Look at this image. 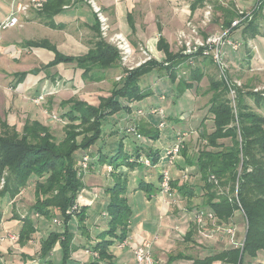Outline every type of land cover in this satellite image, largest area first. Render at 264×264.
<instances>
[{"label": "crops", "instance_id": "1", "mask_svg": "<svg viewBox=\"0 0 264 264\" xmlns=\"http://www.w3.org/2000/svg\"><path fill=\"white\" fill-rule=\"evenodd\" d=\"M18 1L24 2L25 0H0V20L9 16L13 3ZM89 1L67 0L56 13L46 11L44 6L41 9L29 8L17 15V26L0 33V47L5 52L0 56V127L1 123L5 122L8 126L21 131L26 123L37 121L49 126L54 136L53 121L55 120L46 119L43 114L54 109L60 110L59 101L53 95L55 91L70 93V96L96 105L98 101L94 103L89 100L96 95L107 96L114 81L125 76L124 72L121 73L123 66L120 62L121 65L118 68L105 70L104 76L97 81L83 80L82 69L72 62H60L48 66L54 60L55 51L63 56L79 57L87 54L94 47L98 38L97 20ZM92 1L107 17L110 32L122 33L129 40L132 50L130 56L132 68L128 67L127 70L146 62L153 63L154 66L140 80V87L150 92L148 96L133 102L121 100L126 108L103 120L102 123L107 122L112 126V130L114 127L117 128L115 132L111 130L109 133H104L102 130L99 138L102 139V146L94 144L88 149H80L74 153L77 164L76 174L82 182L76 203L85 209L86 218L81 229L77 228V220L74 216L68 222V226H74L68 228L73 234V250L65 264H135L133 250L144 240L151 242V252L156 264H193L196 259H204L232 248L228 237L221 231H213L209 225L198 229L193 221L195 212H205L207 209H199L203 183L198 167L188 164V159L193 158L190 150H193L195 140L197 143L201 141L199 134L212 130V117L210 114L205 116L203 109L206 112L205 105L208 100L205 99V92L208 91L209 80L217 79L218 75L210 59L195 57L194 60L189 61L176 45V34L185 28L188 20L199 24V21L195 19L200 13L202 14L206 4L213 5L212 14L216 17H214L211 29L218 31L222 27L226 14L224 10L231 11L235 7L251 9L256 0H224L223 3L217 0H205L203 6L194 10L190 9V0L188 1L189 8H185L182 1L175 0ZM256 24L258 34L253 36L250 33L245 34L244 27L233 31L234 37L245 39L244 46L236 51L227 46L224 47L228 79L239 83L245 87L246 91L264 82V10L257 14ZM160 39L164 43L160 42ZM29 41L46 44L26 46L25 43ZM164 47L171 54L181 57L167 61ZM170 65L172 69L168 70L167 67ZM192 69H197L202 73V78L195 84L196 87L186 89L195 99L201 101L196 120H190L189 114L186 115L183 112L179 116L172 117L165 114V127L166 121L172 119L171 129L175 135L171 133L168 140L161 141L159 138L150 139L141 134L140 139L144 138L145 141L143 144L137 141L138 138L135 135L124 134L120 130L135 124L139 130L146 133L160 132L161 129L157 127L161 120L160 116L151 114L150 110L161 108V104H152L151 96L156 93L158 101L167 100L166 87L171 83L179 82L182 78H188ZM172 72L173 77L170 76ZM24 74L27 76H23ZM159 81L161 83L158 85ZM32 88H35L36 92L33 98L43 96L40 101L42 109L35 101L38 105L34 104L35 108L29 107L24 97L28 96ZM49 93L52 95H47ZM248 103L253 105V100H249ZM138 110H142L143 113L139 115ZM53 117L58 120L60 116L55 117L54 115ZM180 123L187 125L189 131L178 128ZM180 133H187L186 155L181 153L176 163L169 168L173 194L171 196L162 195L159 190V180L160 170L165 165V161L153 167H146L141 164L127 165L125 164L126 158L136 157V154L147 157L155 154L160 156L174 143L176 136ZM196 134L197 137L194 136ZM63 137L64 131L60 139L57 137L55 139L61 141ZM113 138L115 140H112ZM107 145L110 146L105 148ZM115 153L118 163L120 162L116 172L121 173L127 182L125 197L131 214L128 220L126 244L121 246L120 242L115 240L108 247L110 259L100 260L99 257L93 255L91 249L99 240L102 232L108 229L110 216L106 208L109 202L106 190L113 186L115 178L111 173L114 170L112 169L111 172L107 170V160L115 156ZM85 154L89 156V160L86 163L83 162L81 166L80 162ZM148 171L154 172L157 178L154 180L152 176L146 177ZM183 172L187 173L186 183L193 193L189 202L187 194L184 196L179 190L180 185L185 182L181 177ZM190 179L193 182H190ZM175 183L177 186H174ZM25 188L12 199L8 197L0 199V222L8 213L13 219H22L29 213L32 203L25 200L27 195ZM229 225L235 227L236 240L241 241L237 235L239 225H242L245 233V222L241 213L236 212ZM4 246L12 258H17L12 251L21 252L22 258L19 259L23 264H40L43 261H37L38 259L34 260L28 256L27 249L30 245L23 246L21 249L16 248L17 246L10 247L8 244ZM6 254L0 251V256L6 257ZM212 264L230 263L224 259L215 260ZM242 264H264V253L258 252L252 259L244 258Z\"/></svg>", "mask_w": 264, "mask_h": 264}, {"label": "trees", "instance_id": "2", "mask_svg": "<svg viewBox=\"0 0 264 264\" xmlns=\"http://www.w3.org/2000/svg\"><path fill=\"white\" fill-rule=\"evenodd\" d=\"M65 1L67 0H47L44 9L56 13ZM204 1L190 0V9L203 6ZM263 10L264 0H261L254 10L253 19L243 26L245 34L250 33L252 36L258 34L256 18ZM224 11L226 14L222 26L227 27L235 12ZM96 32L97 41L87 54L79 57L63 56L54 49V60L48 66L72 62L82 69V78L86 81L100 80L105 70L118 68L120 66L118 50L101 37L98 22ZM160 42L164 43L162 39ZM41 44L46 43L36 41L25 43L26 46ZM163 49L167 61L181 57L171 54L166 47ZM152 66L153 63L146 62L131 70L122 68L125 76L114 81L110 93L99 97L96 105L75 97L62 102L61 107L65 109L60 118L65 123L64 137L61 141H56L50 129L37 121L26 123L21 132L5 122L1 123L0 199L4 197L12 199L29 183H33L34 188V202L29 208V213L22 218L20 241L29 239L30 233L34 231L30 220L31 213L43 216L49 221L57 217L63 225L60 233H51L43 241L41 257H46L56 242L62 247V264L70 257L73 250V234L68 230V222L74 216L77 228L81 229L86 218L85 209L80 206L68 213L76 204V197L82 186L76 174L74 153L95 144L102 135L103 120L126 108L121 100L133 102L148 96L150 92L140 87V80ZM167 69L171 70L172 65ZM173 75L172 72L170 76ZM201 78L202 73L192 69L188 78L179 81L181 91L194 89ZM234 88L235 99L232 105V100L228 97L229 87L224 80L219 78L209 80L207 92L210 93V99L207 111L212 116L213 126L210 133L203 131L199 134L205 144L199 147L195 157L188 159V164L198 167L203 183L199 209L211 211L218 223L224 225L232 223L236 212L241 213L245 222L244 243L242 249L232 247L216 255L196 259L193 264H212L215 260L224 259L230 264H242L244 258L252 259L258 252L264 253V110L260 111V108L264 107V97L257 92L246 91L243 86ZM248 97L253 100L254 106L247 102ZM139 132L150 139H157L159 134L158 131L153 134L141 130ZM181 152L186 155V148L184 147ZM117 154L107 160L108 165L114 170H111V173L115 178L113 186L106 190L109 197L106 208L110 216L108 229L102 232L91 249L98 254L100 260L110 259L108 247L115 240L122 242L126 239L131 214L125 197L126 179L121 173L116 172L120 165ZM131 157L134 156L126 158L125 164H141L130 162ZM157 158L158 154L151 156L152 163H156ZM210 175L216 177L219 186L208 180ZM186 182L180 185L179 190L182 195L187 194L189 202L193 193ZM174 186H177V183ZM218 187H222L223 192L220 193ZM41 263L49 264L44 259Z\"/></svg>", "mask_w": 264, "mask_h": 264}, {"label": "built area", "instance_id": "3", "mask_svg": "<svg viewBox=\"0 0 264 264\" xmlns=\"http://www.w3.org/2000/svg\"><path fill=\"white\" fill-rule=\"evenodd\" d=\"M47 0H25L24 2L18 1L13 3V8L9 16H7L3 21H0V33L6 29L15 27L18 25L17 15L25 12L29 8L41 9ZM180 2L181 0H175ZM223 3L224 0H217ZM261 0H256L255 5L251 10L241 9L239 7L234 8L235 16L227 27H220L218 31L208 32L203 34V30L208 27V23L212 20L213 7L211 4H206L202 14L199 24H194L191 21H186L185 28L179 30L176 34V45L180 49L181 53L188 57L189 61L194 60L195 57H204L210 59L211 62L216 65L219 70V77L224 80V82L229 87V98L232 100V105H234L235 99V86H240L239 83L228 79L227 76V64L225 61L224 47L227 46L231 50L236 51L241 46L245 45V41L242 37H234L232 35L235 29L243 27L246 23L251 21L254 17V10L258 7ZM92 5L96 20L99 24L100 35L107 43L114 46L118 50L119 59L122 65L126 68L130 67V56L132 53L131 45L127 37L119 32L111 33L109 30V23L107 17L103 14L100 7L95 5V3L90 0ZM183 2V0H182ZM185 8H189L187 1L184 2ZM253 92H257L264 97V84L252 89ZM41 96L34 99L36 103L41 101ZM139 115L143 113L142 110H138ZM151 114H158L160 116V121L157 125L159 129L165 127V113L161 108H153L150 110ZM127 132L140 138L141 135L134 129L127 127ZM187 133H180L176 136V140L172 145H170L163 154L158 156L156 163H152L151 157L139 156L131 157L130 162L141 163L146 167H153L157 164L163 163L160 170V182L159 190L162 195L171 196L172 191V177L169 168L174 165L177 159L180 157L182 149L185 147L184 138ZM107 170L111 172L112 167L108 165ZM182 179L187 180V173H182ZM209 181H212L216 186H219L218 180L214 175L209 176ZM3 182V181H2ZM234 196H237V186L235 187ZM76 204L72 206L71 211L76 209ZM71 211H68L69 213ZM56 222H59L55 220ZM193 221L197 225L198 229L205 227L206 225L211 226L213 231H221L228 237V241L234 248L242 249L243 241L236 240V229L232 225L220 224L217 218L211 211H197L193 215ZM13 235L10 239H14ZM5 237L0 236V244L4 241ZM126 244L124 239L120 242L123 246ZM134 260L135 264H156L152 252H151V242L144 240L139 244L134 250ZM95 257H98L96 252H92ZM45 264V263H43Z\"/></svg>", "mask_w": 264, "mask_h": 264}, {"label": "rangeland", "instance_id": "4", "mask_svg": "<svg viewBox=\"0 0 264 264\" xmlns=\"http://www.w3.org/2000/svg\"><path fill=\"white\" fill-rule=\"evenodd\" d=\"M185 1H187V3L189 4V2H188L189 0H183V4H184ZM212 7H213V5H212ZM233 9L234 8H232V10ZM251 9H246V10H251ZM1 16H3V15H1ZM214 17H216V16H213V14H212V20H211L212 24H211V22L208 23V27L205 30H203V32H202L203 34H207L208 32H214L213 29H211L212 25H213ZM4 19H1L0 21H3ZM195 20L199 21L198 23H200L201 13L199 14V16ZM209 27H210V29H209ZM244 41H245V39H244ZM4 53L5 52L0 47V56H2L1 54H4ZM19 61L23 62L22 59H19ZM18 64H21V63H18ZM121 66H123V68L127 70L126 66H124V65H121ZM214 67H215L214 68L215 72H217L218 78L221 79L219 77L218 68L216 67V65H214ZM34 70L35 69H33V71ZM121 73H122V71H121ZM23 76H27V74L26 75L24 74ZM154 76H153V80L155 82L156 80H155ZM160 83H161V81L158 82V85ZM29 84H30V81H29ZM263 84H264V82L259 84V85H257L256 87L261 86ZM178 85H179V82H175V83H171V85L166 87V89H167V94H166L167 100H164V101H161V102L158 101V99H157L158 98V94L154 93L151 96L150 102L152 104H154V105L161 104V108H163L166 116H171V117L172 116H179L180 113L183 112L186 115L189 114L190 118L189 117L188 118L190 120H196V118L198 116V111H199V108H200V105H201V101L195 99L191 95V93L189 91H186V90L181 91V89H180V87ZM240 86H242V85H240ZM252 89L253 88H251L250 90L252 91ZM35 93H36L35 92V88H32L30 90V92L28 93V96H24L27 99V103H28L29 107H31V108H35L34 104H36V103L34 102V99L39 97V96H41V95H39V96L33 98L32 96ZM47 95H52V93H49ZM53 95H55L56 99L59 101L58 107H60V110H57V109H54L53 111L50 110L49 113L46 112L47 114H43V117L46 118V119L47 118H52V119L55 120V121H53L54 122L53 125H55L54 126L55 127L54 136L57 137L58 139H60L61 136H63V131L64 130H63V127H62L63 126L62 119L59 116H61V113L65 109V108L61 107V103L64 102V101H68V100L72 99L74 96H70V93H66V92H63V91H55V93H53ZM45 96L46 95H44V97ZM98 97H99V95H96L95 97H93L89 101H94V103H97ZM41 98H43V96H41ZM49 99L50 98H48V100ZM205 99H206V101L208 100L206 105H205L206 106L205 107L206 108V112H205V109H203L204 115L206 116V115L209 114L208 111H207L208 110L207 109V107H208L207 105L209 104L210 93L205 92ZM246 99H247L248 102H249V100H252L249 97L246 98ZM41 104H42V102H39V107L42 109V105ZM36 105H38V104H36ZM253 106H254V103H253ZM263 110H264V107H261L260 111H263ZM54 115H55V117L58 116L59 119L57 120V118H54L53 117ZM211 120H212V118H211ZM171 121H172V119H168L166 121V124H167L166 127L161 129V131L159 132V137L158 138L161 141L168 140V138L171 135V133H173V135H175L174 132L171 129V127L173 125V123H171ZM212 125H213V121H212ZM43 126H46V125H43ZM46 127H49V126H46ZM111 127L112 126L108 125L107 122H106V123H102L101 129L104 131V133H106V132L109 133V131L112 130ZM127 127L134 128L140 134L137 125L133 124V125H130V126H127ZM127 127L122 128L120 130L123 131L124 134L125 133L126 134H131V133L127 132V129H126ZM178 128L189 131V129H187L188 128L187 125H184L182 123L178 124ZM116 129L117 128L114 127V129L112 131L115 132ZM19 132H21V131H19ZM210 132L211 131H208V133H210ZM194 136L197 137V134L194 135ZM101 140L102 139H97V141L95 142V145L102 146V141ZM112 140H115V139L113 138ZM187 140H188V138L185 137L184 138V142H186ZM137 141L140 142L141 144L145 143L144 138L143 139L138 138ZM115 143H118V142H115ZM192 144H194V142H192ZM204 144H205V142H204V140L202 138H201L200 143L199 142L197 143L196 140H195V145L193 147V150H190V154H192V157H195L199 147L201 145H204ZM109 146L110 145H107L105 148H107ZM191 151H192V153H191ZM82 159H83L82 162H80L81 166H82L83 162L86 163L89 160V156L87 154H85V155H83ZM157 170H159V169L157 168ZM150 176H152L154 180L157 178V175L154 172L151 173V172L148 171L147 174H146V177H150ZM190 182H193L192 179H190ZM25 189L27 190V195L25 196L26 202L33 204V202H34V198H33L34 197V188H33L32 183H29L26 186ZM222 189H223L222 187H218V190H219L220 193L223 192ZM226 192H228V190H226ZM76 207H79V205L77 203H76ZM68 211H71V210L69 209ZM9 215H11V214L8 213V214L4 215L3 221L0 222V236L5 237L4 241L0 244V246L3 245L2 247H0V251L2 253H4V254L7 253L5 255L6 257L0 256V264H23V262L19 259V258H22L21 252H16V251L13 252L12 251L13 254L15 253L17 255L16 259L12 258L9 255L10 252H9V254H8V252H6V248H5L4 244H8L10 247H14V246L16 247L17 246L16 248H18V249H21V247H23V246L30 245V247L27 249V252L29 254L28 256L31 257V258H34V260L38 259L37 261H41V260L44 259V260H46V262H49V264H62V262H63V251H62V247L59 245V242H56L53 245V247H52V249L50 251L51 254L49 252V254H47L46 257H41V253H40L43 241H45L51 233H60V230L63 229V227H62L63 225H61V223L59 221L60 219H58L56 217L53 220L49 221L47 218H45L43 216H39L38 214H37L38 216H36V213L31 214L30 215V220H31V223L33 224L34 231L32 233H30V238L29 239H27L26 241H20V231L22 229L23 220L20 219V218H18V219L14 218L13 219V217L9 216ZM11 217H12V219H11ZM55 220H57L59 222H56ZM7 221H9V223H7ZM71 226H73V225H69L68 228L70 229ZM11 235H13L15 238L14 239H10ZM237 235H239L238 239L243 241V239H244V231H243L242 225H239V232H237ZM38 253H39V255H38ZM13 257H15V256H13ZM40 264H43V263L40 262Z\"/></svg>", "mask_w": 264, "mask_h": 264}]
</instances>
